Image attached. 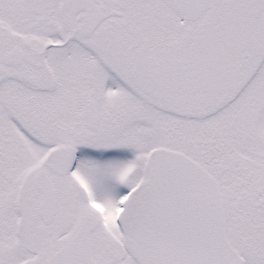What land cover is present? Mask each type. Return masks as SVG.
<instances>
[{
	"label": "snow or ice",
	"instance_id": "snow-or-ice-1",
	"mask_svg": "<svg viewBox=\"0 0 264 264\" xmlns=\"http://www.w3.org/2000/svg\"><path fill=\"white\" fill-rule=\"evenodd\" d=\"M0 264H264V0H0Z\"/></svg>",
	"mask_w": 264,
	"mask_h": 264
}]
</instances>
